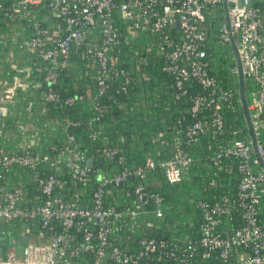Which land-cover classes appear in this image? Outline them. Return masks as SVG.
<instances>
[{
  "label": "built area",
  "instance_id": "2783aa9c",
  "mask_svg": "<svg viewBox=\"0 0 264 264\" xmlns=\"http://www.w3.org/2000/svg\"><path fill=\"white\" fill-rule=\"evenodd\" d=\"M41 6L47 11L36 18L34 10ZM4 9L11 21L33 18L31 35L21 41L20 47L45 63V102L70 105L74 101L71 96L59 97L53 87L59 80V68L67 65L69 53L77 49L95 70L93 78L99 94L109 87L110 80L120 77L125 91L130 79L118 66L119 51L130 40L143 36L154 43L162 59L160 70L172 78L173 99L188 98L190 121L177 131L183 139L175 135L171 157H146L141 165L121 171L98 169L101 184L92 193L91 204L83 209L78 194L54 191L62 183L56 174L36 177L42 195H35L30 205L21 204V188H5L0 174V220H37L40 228L48 231L50 222L55 221L61 229L43 243L27 242L20 254L8 251L0 256V264H73L82 253L93 254L98 260L108 256L115 263L134 262L133 255H123L115 247L106 250L114 221L122 214L104 207V187L123 183L130 175L140 179L132 190L135 206L127 212L131 219L136 218L148 211L144 210L147 204L161 201L160 196L146 190L147 174L160 168L168 183L181 182L194 159L185 148L203 137L209 138L206 145L210 152L199 157L208 168L206 185L228 188H223L212 203L189 198L201 214L198 244L216 250L223 264H264V223L260 221L264 196V0H13ZM222 54L233 61L230 72L238 86H223L211 73L215 59ZM189 84L197 86L195 93L189 94ZM16 101L13 91L2 95L0 114L4 115ZM237 103L242 105L244 126L227 129L225 109L233 110ZM33 105V101L27 103V113ZM92 110L95 113L101 107L94 102ZM184 119L179 117L177 122ZM72 125L76 124L66 120L63 127ZM34 140L24 145H33ZM73 140L68 134L63 153L56 157L25 149L18 154L6 153L0 148V170L41 166L55 172L65 170L72 180L84 181L90 167L84 163V153L70 146ZM101 153L113 159L118 150L103 148ZM225 176L229 177L228 184L221 183ZM162 215L161 209L154 210L156 218ZM73 226L83 233L78 242L70 232ZM140 244L138 257L164 246L162 240L154 238H144ZM193 253L188 241L179 253L165 251L164 255L177 264H188Z\"/></svg>",
  "mask_w": 264,
  "mask_h": 264
},
{
  "label": "trees",
  "instance_id": "16d2710c",
  "mask_svg": "<svg viewBox=\"0 0 264 264\" xmlns=\"http://www.w3.org/2000/svg\"><path fill=\"white\" fill-rule=\"evenodd\" d=\"M12 1L0 0L3 7L0 8V97L8 91H13L17 101L13 107L9 106L4 115L0 114V148L6 153L18 154L25 149L56 157L63 153L61 148L66 144L67 135L71 134L74 140L70 146L84 153L85 164L88 159H92L93 163L84 181L72 180L65 170L55 172L41 166L2 168L1 181L5 188L22 189V205H30L35 195H42L37 176L45 178L48 174H56L62 179V183L60 188L55 187L54 191L76 193L80 202L88 207L92 193L101 184L98 169L107 172L121 171L124 167L141 165L146 157L156 160L171 157L175 135L183 139L182 134H177V131L190 121L187 114L189 101L187 97L179 101L173 99L175 91L172 78L160 70L162 59L151 39L138 36L130 40L129 44L121 46L118 66L125 69V74L130 79L125 91L121 89L120 77L110 80L109 87L99 94L93 78L95 70L90 67L88 59L82 56L81 49H77L69 53L67 65L59 68V80L53 87L59 97L71 96L74 101L70 105L45 102V63L33 54H17L22 39L31 35L29 24L33 18L28 16L11 21L6 17L4 13L7 9L4 8L9 7ZM46 11L47 9L41 6L34 10V16L39 18L40 14ZM20 29L23 31L20 32ZM224 56L225 54H222L215 59L217 63L211 73L223 86H238L237 78L230 72L233 64L227 66L231 59ZM245 88L248 87L245 85ZM197 89L194 84L188 85L189 94L195 93ZM30 101H33L34 105L31 113H27L26 105ZM94 102L101 107V110L95 113L92 110ZM241 109L242 105L239 103L233 110L225 109L227 129L244 126ZM182 116L185 119L177 122ZM66 120L76 125L64 128ZM28 125L32 127L26 128ZM159 131L163 135L155 136ZM32 138H35V144L24 145ZM208 139L203 137L190 148H185L194 159L181 182L168 183L160 168H155L147 174L146 190L160 196L161 201L158 204H147L144 210L148 211L138 214L134 219H131L127 212L135 206L132 190L141 180L130 175L123 183L108 184L104 187V207L114 208L122 214L114 221L115 227L108 236L106 250L109 252L115 247L123 255L134 256V262L123 264H177L165 256L164 252L174 251L177 254L188 241L194 248L188 264H223L216 250L209 251L198 244L201 237L200 209L188 201L189 197H193L212 203L223 192V188H228L206 185L209 179L208 168H205L206 161L199 157L210 153L209 146L206 145ZM161 140L166 143L162 145ZM103 148H117L118 153L115 158L108 159L101 153ZM228 178L225 176L221 183H227ZM193 186L199 191L195 195L190 192ZM184 195H187L188 199H183ZM157 208L162 210L163 215L160 218L154 216V210ZM260 210V221L264 223V196ZM187 212L190 214V222H183L181 216ZM148 213L150 218L146 219ZM142 220L150 221V224L141 225L139 222ZM9 222L23 229L27 242L36 244L43 243L50 235L61 232L59 223L55 221L50 222L49 231L41 229L37 220L17 218ZM88 228L94 230V227ZM70 232L74 234L76 242L83 238L82 231H77L74 226ZM144 238L162 240L164 246L138 257L142 250L140 242ZM73 264L121 263L111 261L108 256L98 260L93 254L82 253Z\"/></svg>",
  "mask_w": 264,
  "mask_h": 264
},
{
  "label": "crops",
  "instance_id": "0c3cea01",
  "mask_svg": "<svg viewBox=\"0 0 264 264\" xmlns=\"http://www.w3.org/2000/svg\"><path fill=\"white\" fill-rule=\"evenodd\" d=\"M26 27H28V26H25V28ZM23 30H24V28H23ZM23 30L20 29V32H22ZM17 50H18L17 54H19V55H26V53H27L24 50V48H21V47H19V49H17ZM21 60H23V59H21ZM27 127L31 128L32 125L31 126L28 125V126H26V128ZM162 135H163V133L160 131L155 134V136H158V137L162 136ZM30 140H34V139L32 138ZM205 168H207V167H205ZM193 187L195 188L194 190H193ZM193 187L190 189L191 190L190 192H191V194L195 195V193H198L199 191H198L197 187H195V186H193ZM190 196H192V195H190ZM189 198H191V197H189ZM149 215L150 214H148V216L145 218L146 219L150 218ZM152 220L155 221L156 219L152 218ZM139 223H141V225H147L148 223L150 224V221L146 222L145 220L144 221L142 220ZM26 243H27V236L24 234L22 228H18L17 226H14L13 224H11V222H5L3 220H0V256L4 257L8 251H15L16 253L20 254L22 247Z\"/></svg>",
  "mask_w": 264,
  "mask_h": 264
},
{
  "label": "rangeland",
  "instance_id": "374dc122",
  "mask_svg": "<svg viewBox=\"0 0 264 264\" xmlns=\"http://www.w3.org/2000/svg\"><path fill=\"white\" fill-rule=\"evenodd\" d=\"M222 50V49H221ZM223 51V50H222ZM230 55V54H229ZM231 64H233V61L232 60H229L228 61V63H227V66L228 65H230L231 66ZM249 84V86L251 85L250 83H248ZM248 96V95H247ZM195 188L193 187V190H194ZM186 197V199H188L187 198V195H184L183 196V199ZM181 220H183V222L184 221H188V222H190V214H189V212H187V213H184V215H182L181 216Z\"/></svg>",
  "mask_w": 264,
  "mask_h": 264
},
{
  "label": "water",
  "instance_id": "95a60500",
  "mask_svg": "<svg viewBox=\"0 0 264 264\" xmlns=\"http://www.w3.org/2000/svg\"><path fill=\"white\" fill-rule=\"evenodd\" d=\"M240 80H241V84H242V78H240ZM242 99H243V106H244V108H245V99H244L243 94H242ZM182 156H184V153H183V152H182ZM92 164H93V163H92V159H88V160H87V165H88L89 167H91ZM80 207H81V209H83V208H84V204H81Z\"/></svg>",
  "mask_w": 264,
  "mask_h": 264
}]
</instances>
